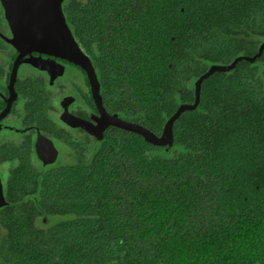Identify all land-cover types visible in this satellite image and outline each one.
Here are the masks:
<instances>
[{"label":"trees","instance_id":"trees-1","mask_svg":"<svg viewBox=\"0 0 264 264\" xmlns=\"http://www.w3.org/2000/svg\"><path fill=\"white\" fill-rule=\"evenodd\" d=\"M109 113L160 135L212 64L252 56L264 0H65ZM7 29L0 7V32ZM14 49L0 37V87ZM22 65L16 161L0 208V264H264V51L203 81L197 109L173 126L169 149L109 128L102 140L61 128L42 73ZM34 127L69 149L70 165L32 161ZM72 219L42 227L51 215Z\"/></svg>","mask_w":264,"mask_h":264},{"label":"water","instance_id":"water-1","mask_svg":"<svg viewBox=\"0 0 264 264\" xmlns=\"http://www.w3.org/2000/svg\"><path fill=\"white\" fill-rule=\"evenodd\" d=\"M64 0H0L4 17L11 32L10 37L0 34L1 38L17 53L10 72L8 89L10 97L7 108L0 114L2 118L9 109L10 101L16 97L14 83L17 71L22 63H27L36 69L44 70L50 75V82L62 75L63 67L54 58L64 59L78 67L86 74L90 85L92 98L100 112L95 118L96 124L76 118L68 113L69 98L61 102L63 113L61 119L71 127L83 128L88 134L98 140L103 137L109 127L118 128L141 136L145 142L169 149L173 145V126L177 119L186 111L197 109L200 102L201 85L204 80L216 72H230L240 61L254 63L264 51V41L260 42L258 51L252 56L239 55L228 64H212L194 82V101L181 103L176 111L166 120L160 135H156L146 127L127 121L116 113L109 114L102 105L101 85L90 58L79 47L62 12ZM33 53L47 55L48 58L33 56ZM52 58V59H51ZM36 154L44 165L56 161L57 150L53 142L38 133L35 143ZM7 204L0 179V208Z\"/></svg>","mask_w":264,"mask_h":264},{"label":"flooded vegetation","instance_id":"flooded-vegetation-1","mask_svg":"<svg viewBox=\"0 0 264 264\" xmlns=\"http://www.w3.org/2000/svg\"><path fill=\"white\" fill-rule=\"evenodd\" d=\"M64 2H65V0L62 3V12H63V4H64ZM0 7H1V5H0ZM1 9H2L3 18L5 20L4 10H3L2 7H1ZM63 14H64V12H63ZM64 17H65V14H64ZM65 19H66V17H65ZM5 22H6V20H5ZM66 22H67V20H66ZM6 25H7V23H6ZM0 34L4 35L6 37H10L11 36V32H10L8 26H7V29H6L5 33L0 32ZM16 55H17V53L15 51V57H16ZM32 55L33 56H41V57H44V58H48V56L44 55V54L39 55L38 53H33ZM15 57H14V59H15ZM14 59H13V61H14ZM54 60H55V62L57 64H59V65H61L63 67V73H62V75L57 76L56 78H54L52 80V82H50V75L48 74V72H46L44 70L36 69V68H34L33 66H31V65H29L27 63H22L19 66V68L22 65H26V66L32 68L34 71L42 73L43 76H45L46 79H47V84L49 86V89L52 92H54V94H55V100H56V97L58 96L59 92L60 93H62V92L64 93L62 95V97L59 99V103H57V105L55 103L56 107L51 112V116L53 117L55 122L61 128L65 129V130H67L69 132H72L75 135H78V134H81V133H85V134L95 138L94 136L88 134L83 128L71 127V126L67 125L61 119V115H62L63 110H64L62 108L61 102L63 101L64 98H69V99H71V101L68 102V104H66L67 111H68L69 114H71L72 116H74L76 118L91 122L92 124H96L95 118L100 116V112H99V110H98V108H97V106H96V104H95V102H94V100L92 98L91 91H90V85H89V82H88V79L86 77L85 72L80 67H78V66H76V65H74V64H72V63H70V62H68V61H66L64 59L54 58ZM13 61H12V64H13ZM19 68H18V70H19ZM68 70H72L73 73H76L77 75H80L81 80H79L78 82H74L72 80V81H70L69 84H60L59 80L63 76H65V74H66V72ZM17 74H18V71H17ZM9 79H10V75H9ZM98 80H99V78H98ZM15 83H16V80H15ZM15 83H14V91L16 92V97L13 100L10 101L9 109H8L7 113L2 118H0V140L1 139H7V138L8 139H18L21 135L25 134V132L27 130V127H21L20 126L21 125V123H20L21 122V115H20L21 112L17 111V108L19 109L21 107L22 98L19 96L18 92L15 89ZM99 83H100V81H99ZM8 84H9V80H8V82L6 84L3 85V87H0V114L8 106V100H9V97H10ZM68 87H70L72 89V91L69 90L70 92L66 93V88H68ZM101 89H102V86H101ZM101 95H102V91H101ZM102 105H103V101H102ZM103 107H104V105H103ZM104 109H105V107H104ZM106 112H108V111L106 110ZM109 114H114V113H109ZM109 128H112V127H109ZM109 128H107L104 131L103 136H104L105 132ZM38 133L46 136L48 139H50L53 142V144H54V146H55V148H56V150L58 152L56 161H57V159L59 157V154H60L59 146L60 145H64V144L59 142L55 137H51L49 135L44 134L43 132H41L36 127H34L33 131L31 132L30 137H31V139L33 141V152H34L33 155H32V161L33 162L36 161L37 163L39 162L40 166L44 167V168L45 167H49V166H53L56 163V161L54 163H52V164L44 165L42 163V161L38 158L37 154H36L35 143H36V138H37V134ZM95 139L98 140L97 138H95ZM102 139H103V137H102ZM13 162H15V164H16V161L13 160L11 162L0 163V165L5 164V163H13ZM12 166H14V165H11L10 167H12ZM10 167H9V169H10ZM9 169H8V173H9ZM0 179H1L2 188H3V194H4L5 182L2 180L1 175H0Z\"/></svg>","mask_w":264,"mask_h":264},{"label":"rangeland","instance_id":"rangeland-1","mask_svg":"<svg viewBox=\"0 0 264 264\" xmlns=\"http://www.w3.org/2000/svg\"><path fill=\"white\" fill-rule=\"evenodd\" d=\"M85 1V0H83ZM260 41H264V36L260 38ZM74 81V82H78L79 80H81L80 75H77L76 73H73L72 70H68L65 74V76H63L60 80L59 83L60 84H69L70 81ZM72 91V89L70 87L66 88V93ZM64 93H60L58 94V96L56 97L55 103L57 105V103H59V99L62 97ZM57 119V118H56ZM60 149V154L59 157L56 161V163L54 165H70L74 163V159L71 155L68 154L69 149L64 146V145H60L59 146ZM35 165L38 167L40 166V163L34 161ZM11 165H15V162L13 163H5L0 165V175L2 180L5 182V180L7 179L8 176V169ZM72 215L70 214H60V215H51V216H47L41 219V221H38V225L42 226V227H47V226H51L53 224H56L57 222L63 221V220H68V219H72Z\"/></svg>","mask_w":264,"mask_h":264}]
</instances>
